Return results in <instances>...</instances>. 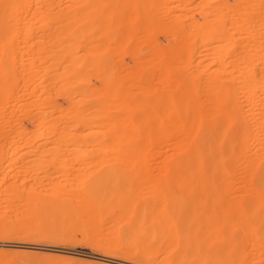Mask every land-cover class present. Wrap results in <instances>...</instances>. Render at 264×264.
Returning <instances> with one entry per match:
<instances>
[{"label":"bare ground","instance_id":"6f19581e","mask_svg":"<svg viewBox=\"0 0 264 264\" xmlns=\"http://www.w3.org/2000/svg\"><path fill=\"white\" fill-rule=\"evenodd\" d=\"M1 161V231L264 264V0H0Z\"/></svg>","mask_w":264,"mask_h":264},{"label":"rangeland","instance_id":"374dc122","mask_svg":"<svg viewBox=\"0 0 264 264\" xmlns=\"http://www.w3.org/2000/svg\"><path fill=\"white\" fill-rule=\"evenodd\" d=\"M2 161L0 162L1 173L4 168L8 169L11 167L10 169H11V174H12L14 172L15 166L12 167L13 164H11L12 166L9 167L10 164L9 165L7 163L4 164V162L2 163ZM47 171H48V174L54 172L52 168H48ZM3 172L10 173V171L8 172V170L7 171L4 170ZM40 175H41V172H40ZM142 182H145V183L147 182L145 185L146 186L148 185V187H149V184L153 185L152 183H149L148 181H138V182L132 183L133 189L136 188V184L139 185ZM142 185L143 183L141 184V186ZM144 187L142 190L143 192L147 191V187L146 189H144ZM167 187H169L171 190L174 189L173 191L181 195L182 199H180L181 197L178 196L180 197L179 200L181 202L186 201L185 199H188V197L185 194L183 195L184 190L186 189L185 185L168 184ZM141 199L142 200H140V202L142 201L143 203L152 202V198L148 195H144ZM126 201H123L122 203L124 207H126ZM11 203L12 201H10L9 203L10 206L7 205V207L9 208L8 210L7 208L1 209V207L4 206L5 204L0 203L1 211L7 210L6 214L7 215L8 213L11 214L12 210L15 209L14 206L16 205L15 202H13L11 206ZM211 204L212 203L209 200L202 208L209 210L212 208ZM221 204H222V201L217 202V205H221ZM128 205L129 203L127 201V206ZM10 208H12V210ZM212 222L214 223L215 221H212ZM216 224H219V223L216 222ZM17 233L18 232L13 229H8L6 231L0 230V258L8 257L9 259H14V260L19 259L21 261L23 260L24 262H29V263H31V260H33L32 262L35 264L36 263L38 264L39 262H41L42 264V263H45V261L46 263L50 261L51 264L52 263L53 264L55 263L57 264L59 263L60 264H139L138 262H134V261L132 262L125 261L120 255L114 252L107 253L106 255L105 251H103L102 249L96 248L92 244L93 241L90 238H83L81 234L79 233H72L70 235L64 236V238L58 237V239L56 238L53 239L52 237H42V236L34 237L29 234H27L26 236L25 234L21 235V233H18L19 234L18 235ZM234 235H237L236 237L239 238L238 233H234ZM211 238L212 237L210 236L201 235V241L206 244L213 245L216 247L224 246L223 245L225 244L224 239L212 238L211 240Z\"/></svg>","mask_w":264,"mask_h":264}]
</instances>
